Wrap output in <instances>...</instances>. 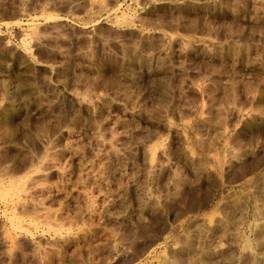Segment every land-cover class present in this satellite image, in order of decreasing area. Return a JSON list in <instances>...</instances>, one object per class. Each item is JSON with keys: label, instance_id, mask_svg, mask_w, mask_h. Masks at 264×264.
I'll return each mask as SVG.
<instances>
[{"label": "rangeland", "instance_id": "1", "mask_svg": "<svg viewBox=\"0 0 264 264\" xmlns=\"http://www.w3.org/2000/svg\"><path fill=\"white\" fill-rule=\"evenodd\" d=\"M263 162L264 0H0V264H264Z\"/></svg>", "mask_w": 264, "mask_h": 264}, {"label": "crops", "instance_id": "2", "mask_svg": "<svg viewBox=\"0 0 264 264\" xmlns=\"http://www.w3.org/2000/svg\"><path fill=\"white\" fill-rule=\"evenodd\" d=\"M252 162L249 165L246 164L247 162H244L242 165L237 167L231 174H228V175L222 174L220 176L218 182H229V181L231 182V180H232L234 182V183L232 182L233 185L239 184L240 186H248L249 185L248 182H256L257 181V179L255 178L256 170H254L255 167L253 166L254 164H252ZM263 164H264V162H263ZM261 168L264 169V165H262ZM259 170H261V169H259ZM235 172H237V174ZM247 173L248 174L250 173L249 176L246 175ZM243 179H245V180H243Z\"/></svg>", "mask_w": 264, "mask_h": 264}, {"label": "bare ground", "instance_id": "3", "mask_svg": "<svg viewBox=\"0 0 264 264\" xmlns=\"http://www.w3.org/2000/svg\"><path fill=\"white\" fill-rule=\"evenodd\" d=\"M186 7H187V5H186ZM197 15H198V14H197ZM197 20H198V19H197ZM191 23H192V21H191ZM192 26H193V24H192ZM191 28H192V27H191ZM202 32H203V31H202ZM202 32H201V33H202ZM188 33H189V32H188ZM190 33H191V32H190ZM230 33H231V32H230ZM199 34H200V33H199ZM192 38H193V37H192ZM138 51H139V50H138ZM212 75H213V74H212ZM217 84H218V83H217ZM166 92H167V91H166ZM244 113H245V112H244ZM246 113H247V112H246ZM239 141H240V140H239ZM205 146H206V145H205ZM204 148H205V147H204ZM205 149L207 150V148H205ZM171 156H172V155H171ZM237 157H238V156H237ZM239 161H240V159H239ZM261 164H262V162H261ZM247 165H249V163H248ZM235 168H236V167H235ZM260 168H261V167H260ZM254 170H255V169H254ZM249 172H250V171H249ZM235 173L237 174V172H235ZM235 173H234V174H235ZM251 173H252V172H251ZM249 174H250V173H249ZM249 174L247 173L246 175L249 176ZM202 175H203V174H202ZM243 175H244V174H243ZM246 175H245V176H246ZM201 177H202V176H201ZM241 177H242V176H241ZM246 177H247V176H246ZM238 178H239V177H238ZM238 178H237V179H238ZM243 180H245V179H243ZM200 182H201V181H200ZM229 182H230V181H229ZM231 182H233V181L231 180ZM231 182H230V183H231ZM233 183H234V182H233ZM21 189H22V188H21ZM9 190H10V189H9ZM23 190H24V189H23ZM175 191H176V190H175ZM177 194H178V193H177ZM177 204H178V203H177ZM217 210H218V209H217ZM146 222H147V221H146ZM64 229H65V228H64ZM137 232H138V231H137ZM135 233H136V232H135ZM107 252H108V251H107ZM123 255H124V254H123ZM151 262H152V261H151ZM123 264H124V263H123Z\"/></svg>", "mask_w": 264, "mask_h": 264}]
</instances>
